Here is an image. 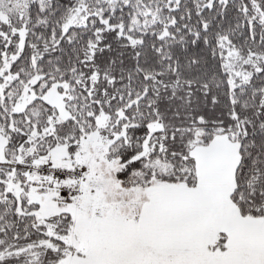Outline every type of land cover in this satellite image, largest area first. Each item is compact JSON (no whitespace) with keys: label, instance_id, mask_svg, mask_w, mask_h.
I'll list each match as a JSON object with an SVG mask.
<instances>
[{"label":"snow or ice","instance_id":"snow-or-ice-1","mask_svg":"<svg viewBox=\"0 0 264 264\" xmlns=\"http://www.w3.org/2000/svg\"><path fill=\"white\" fill-rule=\"evenodd\" d=\"M0 264H264V0H0Z\"/></svg>","mask_w":264,"mask_h":264}]
</instances>
